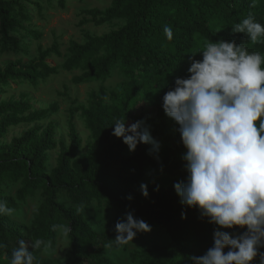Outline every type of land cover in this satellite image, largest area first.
Masks as SVG:
<instances>
[{
	"label": "trees",
	"instance_id": "trees-1",
	"mask_svg": "<svg viewBox=\"0 0 264 264\" xmlns=\"http://www.w3.org/2000/svg\"><path fill=\"white\" fill-rule=\"evenodd\" d=\"M113 0L105 10H85L90 16L84 22L101 26L115 19L124 24L103 35L86 33L83 43L71 42L63 69L80 68L82 73L74 78L77 84L106 81L119 69L127 81L122 96L117 91L109 92L101 87L92 93L88 106L82 108L87 127L92 132L93 144L89 152L78 157L81 145L75 126L70 124L72 146L64 149L58 164L52 170L47 167L48 151L57 147L56 125L49 122L46 128L39 125L23 135L14 137L10 144H0V203L9 208L20 201L42 192L43 201L33 214L31 227L11 222L7 215L0 214V264H10L13 251L24 240L37 255L44 249H34L36 239L51 241L55 248L61 229L71 228L70 250L63 262L57 264H110L107 245L110 237L101 234L87 220L79 208L88 209L93 199L105 201L108 209L131 212L137 219L163 228L168 236L166 245H154L142 252H134L137 264H195L193 256L200 257L214 247L217 229L230 233L234 238L247 231L246 228H220L201 215L198 207L181 203L175 185L187 182L189 173L183 159L186 148L176 128L174 139L167 137L170 118L163 108V96L174 89L178 77L188 78L190 57L199 59L207 42L235 41L248 51L264 55V37L253 44L246 33H235L232 28L251 14L256 22L264 25V0ZM60 7L66 0H59ZM26 8L20 0H0V24L4 50L17 39L10 32L24 28L22 17ZM172 30L168 40L164 29ZM34 37L41 34L32 31ZM61 51L55 44L41 50L37 57L23 62L16 60L0 67V94L4 84L28 82L37 85L59 72V67L48 59ZM147 92L149 104L155 114H135L140 92ZM56 109L32 110L28 99L0 102V139L11 125L33 123L47 118ZM117 120L144 121L153 144L138 143L130 151L123 138L113 135ZM159 174L168 177L165 186L154 181ZM20 182L16 198L5 195V182ZM173 181V182H172ZM147 185L148 196L143 195L141 185ZM131 197V199H129ZM68 202L72 203L68 205ZM72 205H75L72 206ZM184 214V218H182ZM230 248L224 249L227 253ZM258 251L264 253V247ZM260 264V256L252 261Z\"/></svg>",
	"mask_w": 264,
	"mask_h": 264
},
{
	"label": "clouds",
	"instance_id": "clouds-1",
	"mask_svg": "<svg viewBox=\"0 0 264 264\" xmlns=\"http://www.w3.org/2000/svg\"><path fill=\"white\" fill-rule=\"evenodd\" d=\"M251 6L256 7V0ZM232 31L246 33L253 44L264 37V25L251 14ZM164 32L172 40L171 28L165 27ZM199 53L202 59H195L196 53L190 57V76L178 77L174 89L163 96L164 111L179 125L187 150L183 156L187 182L177 183L175 189L181 203L198 207L210 223L247 231L234 238L217 229L214 247L192 259L195 264H252L259 255L260 264H264V253L258 251L264 247V55L224 40L207 42ZM113 135L123 138L130 151L141 142L159 146L142 120L130 127L117 120ZM141 189L147 197V185L142 184ZM13 212L0 203V214ZM57 228L65 237L71 231L65 225L54 226ZM151 230L144 220L128 213L126 222L115 225V243L128 244L137 232ZM42 245L48 253L51 241L36 239L32 247L40 249ZM226 247L230 248L227 253ZM35 260L28 244L20 240L10 264H34Z\"/></svg>",
	"mask_w": 264,
	"mask_h": 264
},
{
	"label": "rangeland",
	"instance_id": "rangeland-1",
	"mask_svg": "<svg viewBox=\"0 0 264 264\" xmlns=\"http://www.w3.org/2000/svg\"><path fill=\"white\" fill-rule=\"evenodd\" d=\"M113 0H66V6L60 7L59 0H20L25 6L26 17H22V23L25 29L20 28L17 31L10 32V35L17 39V43L11 42L8 49L4 50L0 43V67L4 68L8 63L16 60L28 62L38 56L39 52L57 45L61 51V56L53 54L48 61L52 65L59 67V72L44 80H40L37 85L28 82H9L3 85L0 94V102L8 100L28 99L32 104V112L36 110L48 109L56 106V109L50 115L40 121L33 123H20L11 125L7 133L0 139V144L8 145L14 137H18L27 132L35 125L42 129L46 128L49 122L56 125L55 138L57 147L48 151L47 167L49 170L55 168L59 157L64 149L72 146L70 135V124L73 123L81 145L78 149V157L86 155L94 140L91 130L87 127L85 117L82 115V108L87 107L92 93H97L101 87L109 92L117 91L122 96L123 85L127 78L123 73L116 69L106 81H92L77 84L74 78L82 73L80 68L67 71L63 69V63L66 58L68 48L71 42L83 43L86 40V33L93 35H103L117 29L124 24V20L115 19L101 26L93 22H84L89 20L85 10L98 8L105 10L110 7ZM31 30L41 34L39 38L34 37ZM2 38L0 24V40ZM202 59V54L200 58ZM140 92L138 103L133 112L135 114L151 113L156 110L149 104L148 91ZM1 123V117H0ZM128 123V127L131 125ZM178 124L171 119L167 137L174 139ZM165 186H168L171 180L164 174H159L154 180ZM173 182V181H172ZM21 187L20 182H5L2 190L5 195L16 198L17 191ZM43 201L41 191L35 195L29 196L26 200L20 201L16 198V206L12 215H7L11 222L31 227L33 214ZM72 203L68 202V205ZM75 207V205H72ZM84 212L87 220L101 234H107L110 237L111 247L107 249V259L110 264H137L133 260L134 252H142L154 245H166L170 239L167 232L156 224H150V232H137L133 241L125 245H117L115 237V225L117 222H126L127 214L131 212H122L119 209H108L105 201L93 199L88 209L79 208ZM132 214V213H131ZM133 215V214H132ZM134 216V215H133ZM135 219H137L134 216ZM139 220V219H137ZM70 250L69 235H62V231L57 240L55 248H50L48 253L44 249L37 255V264H57L63 262L67 252Z\"/></svg>",
	"mask_w": 264,
	"mask_h": 264
}]
</instances>
